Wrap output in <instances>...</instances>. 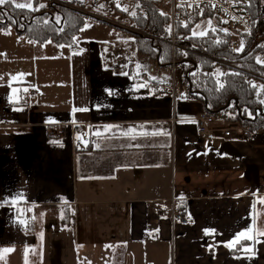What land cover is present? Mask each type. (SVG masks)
Segmentation results:
<instances>
[{"label": "crops", "instance_id": "0c3cea01", "mask_svg": "<svg viewBox=\"0 0 264 264\" xmlns=\"http://www.w3.org/2000/svg\"><path fill=\"white\" fill-rule=\"evenodd\" d=\"M89 1L79 10L97 36L77 40L85 22L75 48L0 28V264H114L121 243L120 264H264V127L204 139L205 101L181 83L179 96L148 90ZM215 68L218 83L233 74ZM225 105L216 114L230 125ZM171 199L187 225H168Z\"/></svg>", "mask_w": 264, "mask_h": 264}, {"label": "trees", "instance_id": "16d2710c", "mask_svg": "<svg viewBox=\"0 0 264 264\" xmlns=\"http://www.w3.org/2000/svg\"><path fill=\"white\" fill-rule=\"evenodd\" d=\"M40 0H33V5H38ZM64 3H56L46 0V5L37 8L19 9L13 3L0 5V28L12 26L18 34L26 39L38 43L48 40L57 46L66 45L75 48V35L85 25L86 18L90 15L84 11L77 10L72 5L78 4L79 8H84L85 0H62ZM137 5L129 15L134 23L135 30L125 29L132 37L138 53L145 55L152 61L155 60L165 68L170 65L171 48L168 44L170 38L168 32V17L159 8L156 0H136ZM261 0H250V14L253 19V26L250 32L239 33L242 41V49L236 52L228 49L225 42H215L214 34L208 32L203 39L206 48L203 50L199 46L201 38L190 35L186 40L178 42L181 45L191 48L194 43L197 47L183 53L176 50L178 58L186 57L187 60L196 62L199 66L198 71L190 76L192 95L202 98L214 113L225 109L224 105L230 98H236L240 108L247 107L251 111L259 107L264 110V85L257 88L255 85L248 84L243 77L236 74L226 73L221 76L220 83L213 75L215 64L212 58L225 59L231 58L241 66L251 71L264 74V64L255 60V56L261 51L255 47L256 40L264 37V18L259 15ZM56 16H59L60 22ZM51 17L53 20H51ZM25 18L26 22H22ZM97 21L108 26H116L110 22H104L99 18ZM200 19H195L184 27H178V31L189 34L193 26ZM59 25V26H57ZM151 36L156 37L153 39ZM228 37H226L227 39ZM252 131L264 127V113L258 114L252 120H244Z\"/></svg>", "mask_w": 264, "mask_h": 264}, {"label": "built area", "instance_id": "2783aa9c", "mask_svg": "<svg viewBox=\"0 0 264 264\" xmlns=\"http://www.w3.org/2000/svg\"><path fill=\"white\" fill-rule=\"evenodd\" d=\"M249 6L250 0H164L163 7L160 10L168 17L167 30L170 38L167 42L170 45L172 56L170 65L167 68L163 67L158 60L154 62L157 72L148 73V78L144 82L148 90L157 95L172 94L173 96H179L178 86L181 83L183 93L190 95L192 93L190 76L198 71L199 66L196 62L187 60L185 56L178 58L175 51L181 50L185 53L192 49L195 50L197 45L194 43L191 44L192 49L178 43L193 35L191 30L194 26L189 34L179 32L178 27H184L195 19L201 20L206 17L209 20L210 28L203 35L197 36L201 38L199 46L203 50L206 48V42L203 39L208 32H212L215 36V42H225L228 49L236 52L242 49L239 33L250 32L253 26ZM259 15L264 18V0H261ZM51 20H53L52 17ZM21 21L26 22V19L21 18ZM151 37L157 39L154 36ZM226 37L228 38L226 39ZM255 47L261 50L259 53H264V37L256 40ZM212 61L216 67L242 76L248 84L256 80L264 82V74L255 73L231 58L220 60L214 57ZM140 80L144 81L141 77ZM35 93L34 89H27L22 93V96L26 101H29ZM226 105L235 108V122L230 125L221 123L218 114L213 113L205 103L206 111L200 113L196 118L198 133L204 139L222 138L226 140L234 136L246 137L250 135L251 129L244 125L243 121L252 120L258 114L264 113L262 108H256L254 111L240 108L237 99L233 97L227 101ZM47 132L51 138L58 139L62 136L64 130L62 125L55 124L49 126ZM82 139L84 142L88 141L87 136H83ZM171 201L168 225L171 228H174L176 224L187 225L190 219L183 214L182 210L175 207L173 199ZM149 220L158 223L154 211H150Z\"/></svg>", "mask_w": 264, "mask_h": 264}, {"label": "rangeland", "instance_id": "374dc122", "mask_svg": "<svg viewBox=\"0 0 264 264\" xmlns=\"http://www.w3.org/2000/svg\"><path fill=\"white\" fill-rule=\"evenodd\" d=\"M49 1H51L52 3L56 2L58 4L64 3L62 0H49ZM97 1L98 2H93V0L89 1L88 2L89 5L87 9L97 14H100L99 16L103 17L106 21H111L115 23L116 25L115 27L119 28V29L117 28L109 29L107 34L101 30L105 36L107 35L106 39L108 41L114 42V43H109L108 45L109 48H111L110 45L112 44L116 45L115 50L119 52L118 54H124V56H122L124 58H126L128 55H129L128 57H130V55H133V54L135 57H138V60L135 65L143 67L141 72H143L145 75L143 77H141L143 74L139 76L146 82L148 78L147 74L149 73V65L152 64V61L150 62V64L147 63L146 58L142 57L140 53H138L135 47L133 37L125 30V29L135 30L134 23L130 20L129 15L133 12V8L137 5L138 1L136 0H97ZM157 1H158L159 8L161 9L163 7L164 0H157ZM45 2L46 0H40L39 4L34 6L33 0H17L16 1V3L31 4L32 5L31 8H35V10H38L37 8H40L41 5H44V4L46 5L47 2L46 3ZM72 6L76 8L77 10H79V5L77 3L73 4ZM95 8H98L99 10L96 11ZM56 18H58V20H55L56 22L61 21L59 19V16H56ZM86 24H87V27L85 26L77 35V40L79 42L90 41L92 40L93 35L97 36L96 32L98 31L93 29L92 27L93 21L90 17L86 18ZM209 28H210L209 20L208 18L205 17L201 19L200 21H198V23L192 28L191 31L193 35L201 36V33L204 34ZM152 68H154L153 73L157 72V68L155 64L152 65ZM215 70H217L216 74L214 73ZM214 71H213L214 77L218 78L220 76L219 73L221 71L218 70V68H215ZM124 245H125L124 243H121L119 244V247L121 246L122 248ZM121 248H119V250L116 251V253L118 254L115 257L114 264H117V263L120 264L121 260H123L125 256V251H122ZM112 252L113 250L111 251L105 250L102 252V256L103 255L110 256L112 255ZM90 253L94 254L95 252L92 251ZM90 263L97 264L98 260H95L94 258H92Z\"/></svg>", "mask_w": 264, "mask_h": 264}, {"label": "snow or ice", "instance_id": "6c2138e0", "mask_svg": "<svg viewBox=\"0 0 264 264\" xmlns=\"http://www.w3.org/2000/svg\"><path fill=\"white\" fill-rule=\"evenodd\" d=\"M10 3H12V0H0V5L10 4ZM14 6L16 8H19V9H24L26 7L27 8H31L32 7L31 4H23V3H17ZM41 7H43V5H41ZM201 35H203V33H201ZM206 234H208L207 231H206ZM240 235L241 236H244L245 234L244 233H241ZM238 239H239V237H238Z\"/></svg>", "mask_w": 264, "mask_h": 264}]
</instances>
